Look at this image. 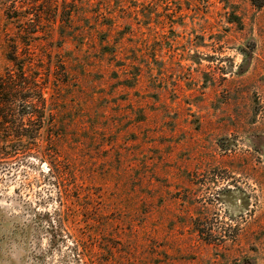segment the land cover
<instances>
[{"label": "rangeland", "instance_id": "rangeland-1", "mask_svg": "<svg viewBox=\"0 0 264 264\" xmlns=\"http://www.w3.org/2000/svg\"><path fill=\"white\" fill-rule=\"evenodd\" d=\"M50 1L0 0V264H264V0Z\"/></svg>", "mask_w": 264, "mask_h": 264}, {"label": "trees", "instance_id": "trees-1", "mask_svg": "<svg viewBox=\"0 0 264 264\" xmlns=\"http://www.w3.org/2000/svg\"><path fill=\"white\" fill-rule=\"evenodd\" d=\"M4 5V9L9 10L11 7H14L16 4L18 5L17 9H21L22 7H28L30 9H35V15H40L39 17L47 15L49 7H56L58 5L57 2L53 3L50 0H2ZM76 2V0H75ZM75 4V3H73ZM39 7L44 8L43 11L39 9ZM38 17V16H36ZM38 17V18H39ZM21 21V19L19 20ZM20 23V22H19ZM20 29V26H17ZM22 32H18L16 45L14 46V50L12 54H17L18 57H22V52L24 51L26 44L22 41ZM10 54L6 59L8 61L13 62L20 70L23 69V64L20 62V59L13 58ZM21 63V64H20ZM27 83L20 84L18 88L13 90L9 84V82L3 78H0V163L2 161H7L11 158L19 157L20 155L26 154L29 151L37 152L36 148H32L33 141L36 140L39 126H37V120H39L38 116V108H39V97L28 96L30 99L28 102L29 112H25L24 114L14 115L13 112L18 111L21 107L20 105H16V103H25V99L21 98L20 94L28 93L32 90L30 85H35V82L31 84ZM24 96V94H23ZM14 98V100H11ZM26 118V120H25ZM25 122H28L31 125V130L25 127ZM33 126V127H32ZM32 141V142H31ZM51 228L57 229L56 222L49 220Z\"/></svg>", "mask_w": 264, "mask_h": 264}]
</instances>
